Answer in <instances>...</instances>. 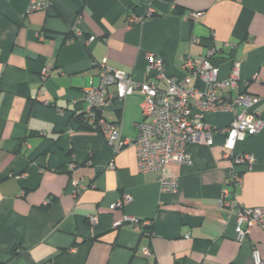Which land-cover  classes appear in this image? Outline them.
I'll use <instances>...</instances> for the list:
<instances>
[{"label":"crops","instance_id":"0c3cea01","mask_svg":"<svg viewBox=\"0 0 264 264\" xmlns=\"http://www.w3.org/2000/svg\"><path fill=\"white\" fill-rule=\"evenodd\" d=\"M41 1L48 10L28 13V0H0V264H254V249L264 259V225L239 243L235 218L217 208L228 189L239 204L264 209V129L237 145L236 153H251L256 163L251 170L234 165L236 188L228 183L225 138L215 135L211 146L190 147L191 166L168 167L179 188L166 194L155 173L138 172L133 146L114 154L77 119L100 64L164 87L148 76L149 53L180 80L187 57L212 56L223 79L238 62L244 90L264 98V0ZM149 9L151 17L126 26L129 14ZM192 12L202 15L192 20ZM77 19L79 37L71 31ZM142 101L137 90L103 112L127 140L136 138ZM256 111L264 118V101ZM232 119L204 117L213 128ZM72 179L85 187L78 198ZM126 194L133 201L113 210ZM125 216L153 225H132ZM116 221L123 223L114 227Z\"/></svg>","mask_w":264,"mask_h":264},{"label":"built area","instance_id":"2783aa9c","mask_svg":"<svg viewBox=\"0 0 264 264\" xmlns=\"http://www.w3.org/2000/svg\"><path fill=\"white\" fill-rule=\"evenodd\" d=\"M49 4L41 0H28V13L48 10ZM152 10H147L145 16L129 14L126 26L132 27L151 17ZM202 12H192L190 18L196 20ZM78 22L71 27V31L79 37ZM74 38H71L73 40ZM94 38H91L93 41ZM234 48L235 45L227 43ZM212 56L206 58L187 57L183 61L186 77L182 80L166 73L162 58L154 53L147 54V73L150 78L160 82L159 87L152 81L138 82L130 73L111 68L106 64L98 65V83L92 84L84 90L85 108L82 110L84 123L92 131L99 133L108 146L116 154L123 148L133 146L137 155V169L141 174L153 172L163 193L177 194L179 179L168 173L170 165L191 166L192 154L190 147L196 144L211 146L215 135L225 138L223 157L231 159L228 183L231 187L240 184V173L234 165H245L251 170L256 163L255 155L251 153H236L237 145L251 138L264 129V118L256 111V107L264 98L251 95L244 89L247 82L240 78V64L234 63L227 78H220V68L212 63ZM48 74V69L43 70ZM139 90L143 96L141 103L142 119L135 124L137 132L133 141L122 136L121 126L103 115L104 110L113 108L117 104H124L126 99ZM238 90L236 95L232 91ZM230 113L232 121L225 127L213 128L204 117L206 114ZM112 167V165H111ZM75 165L69 164L73 170ZM72 196L78 198L85 189L81 179H72ZM133 201V197L122 196L112 209H123ZM217 208L225 212L228 217L235 218V240L245 241L255 226L264 225V209L258 207L247 208L237 202L232 193L225 189L217 202ZM91 223L96 217H89ZM124 222L139 227H151L153 221L125 216ZM114 222V227L122 224ZM146 259L152 256L151 251L143 250ZM254 264H264L258 250L252 251Z\"/></svg>","mask_w":264,"mask_h":264},{"label":"trees","instance_id":"16d2710c","mask_svg":"<svg viewBox=\"0 0 264 264\" xmlns=\"http://www.w3.org/2000/svg\"><path fill=\"white\" fill-rule=\"evenodd\" d=\"M78 121L80 122V129L81 130H85V131H92L91 128H89L85 123H84V120H83V115H79L77 117Z\"/></svg>","mask_w":264,"mask_h":264}]
</instances>
